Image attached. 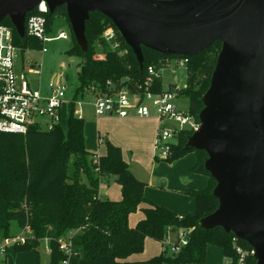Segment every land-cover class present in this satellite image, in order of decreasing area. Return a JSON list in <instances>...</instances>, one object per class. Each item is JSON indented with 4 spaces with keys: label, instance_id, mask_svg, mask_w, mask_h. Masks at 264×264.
I'll list each match as a JSON object with an SVG mask.
<instances>
[{
    "label": "trees",
    "instance_id": "16d2710c",
    "mask_svg": "<svg viewBox=\"0 0 264 264\" xmlns=\"http://www.w3.org/2000/svg\"><path fill=\"white\" fill-rule=\"evenodd\" d=\"M33 15L45 17L49 36L56 18H64L69 24L73 46L68 54L81 59L75 100L111 96L122 89L143 95L148 89L149 67L160 71L167 59L175 57L143 48L141 67L117 28L101 13L91 14L86 23V51L72 33L65 6L46 14L35 10L27 18ZM4 24L13 29L21 55L44 47L28 35L20 38L9 18ZM109 29L115 32L110 41L105 36ZM221 49L222 43L215 42L197 56L184 57L189 60L187 85L179 90L178 99L188 100V113L197 124ZM175 87L170 85L169 89ZM150 90L155 94L166 90L162 77L153 78ZM73 110L74 105L65 127L59 124L52 131L31 127L26 135L0 132V245L29 228L25 241L16 243L13 249L18 253L35 251L38 264L39 251L46 241L47 264L63 263L66 257L60 251L61 239L72 242L70 264H204L210 245L221 248L225 257L236 264L235 236L222 228L201 227V220L218 209L219 201L213 195L216 182L205 169L206 152L186 148L193 130L179 132L170 156L162 160L171 164L194 153L196 163L190 171L209 179L205 189L190 192L194 214L179 215L145 196L146 184L132 173L120 147L106 140V153L95 163L96 156L86 148L85 120L75 117ZM108 178L121 187L120 201L100 197V185ZM139 210L144 218L132 228L129 218ZM181 231H190V235L188 245L179 253L161 252L143 262L129 260L145 251L147 239L162 245L168 236L178 238ZM239 244L253 251L246 242L239 240ZM248 264H256L255 258L250 257Z\"/></svg>",
    "mask_w": 264,
    "mask_h": 264
},
{
    "label": "water",
    "instance_id": "95a60500",
    "mask_svg": "<svg viewBox=\"0 0 264 264\" xmlns=\"http://www.w3.org/2000/svg\"><path fill=\"white\" fill-rule=\"evenodd\" d=\"M42 3L51 13L66 7L83 51L86 23L101 13L141 67L143 48L192 57L222 43L200 126L186 145L206 152L205 169L216 182L219 207L201 227L233 234L264 264V0H0V23L9 18L24 38L28 14Z\"/></svg>",
    "mask_w": 264,
    "mask_h": 264
},
{
    "label": "built area",
    "instance_id": "2783aa9c",
    "mask_svg": "<svg viewBox=\"0 0 264 264\" xmlns=\"http://www.w3.org/2000/svg\"><path fill=\"white\" fill-rule=\"evenodd\" d=\"M46 14L49 12L45 3L40 4L37 9ZM38 40L44 47L42 53L48 52L47 44L53 40L66 39L67 35L61 32L58 37L51 38L46 31V19L43 15H33L27 18L25 25V36ZM107 40L115 38L113 29L105 34ZM21 55L20 48L15 44L13 29L0 23V132L6 134L26 135L31 127H39L44 131H52L57 125L62 124L66 110L68 118L73 114L80 120H84V108H93L97 118L104 116L119 117L122 119L130 117L155 118L159 122L155 150L159 160H166L170 156L172 145L176 143V137L183 130H198L200 124L188 113L182 111L178 105V93L181 88L176 86L173 90L169 87L160 94L153 93V78L162 77L163 70L169 67H186L188 58L172 57L164 63V68L156 71L149 67L147 79V90L141 95L131 93L122 89L114 95H99L87 100H75L74 96L68 99L67 75L61 73L49 83L47 93L35 88L27 76L17 68V61ZM23 69V68H22ZM23 71V70H22ZM34 73H39L34 70ZM98 163V157H95ZM183 217L180 216V219ZM30 229L26 228L21 234L5 241L0 245V255L5 256L9 246L23 243ZM190 231H181L174 241L171 236L162 243V252L177 254L188 245ZM234 249L237 255L236 264H248L250 257H254V250L249 251L239 244V239L234 237ZM60 251L66 259L62 264H70L74 255L71 240L61 239L59 241ZM230 262V261H229ZM230 264H232L230 262Z\"/></svg>",
    "mask_w": 264,
    "mask_h": 264
},
{
    "label": "rangeland",
    "instance_id": "374dc122",
    "mask_svg": "<svg viewBox=\"0 0 264 264\" xmlns=\"http://www.w3.org/2000/svg\"><path fill=\"white\" fill-rule=\"evenodd\" d=\"M61 32L67 35L66 39L53 40L48 43L46 45L48 52L45 54H43L41 50L26 51L24 55L19 56L17 68L27 76L28 80L35 88L41 89L43 93L49 91V83L54 80L57 75L61 73L67 75V97L71 99L78 87L77 74L80 70L81 59L69 56L68 51L73 46L70 36V27L64 18L59 17L56 18L53 23L50 37L56 38ZM34 70H38L39 73H34ZM162 80L164 88L170 85L185 88L187 85L186 67L165 68L162 73ZM177 105L182 111H188L189 109V102L186 98L178 99ZM66 119L67 118L64 116L62 121L64 127L66 125ZM87 120L86 118V121ZM98 142L101 143L102 140ZM100 147L103 148L104 145L102 144ZM159 153V151L155 150L153 156L159 155ZM150 157H148V159H152L154 164L157 165L156 171H152L145 163H131L132 170L135 173L138 172L139 176H141L138 178H142L147 184L145 193L148 192L151 199L164 207H174L176 210L184 211L189 205H193L195 210L194 199L190 195V192L202 187L206 188L209 181L207 176L195 174L190 171L192 167L190 164L196 160V155L191 153L171 164ZM127 158L130 160L129 153ZM184 180H189L190 183L185 184ZM163 182H165L164 186L162 185ZM140 212L139 210L137 213ZM176 239V236H173V240L175 241ZM151 241L150 245L155 251L152 254H158L160 251L162 252L160 244L154 240ZM47 244L46 241L43 248L39 251L41 264H47L49 262V249ZM0 264H38L37 254L35 251L18 253L13 249V246H9L6 255H0Z\"/></svg>",
    "mask_w": 264,
    "mask_h": 264
},
{
    "label": "crops",
    "instance_id": "0c3cea01",
    "mask_svg": "<svg viewBox=\"0 0 264 264\" xmlns=\"http://www.w3.org/2000/svg\"><path fill=\"white\" fill-rule=\"evenodd\" d=\"M67 111L68 109L66 110L64 115L67 118L66 121L68 120V116L66 115ZM84 112L86 148L90 153L94 154L97 157L105 155L106 149L104 142L108 140L112 144L122 149L124 160L129 164L132 173L137 178L141 176H139L138 172L135 173L132 170L131 163H145V165L148 166L152 171L157 170V165L154 164V161L152 159H148V157L151 156L153 157V159L158 160L155 156H153L159 128V122L157 121V119L138 117L122 119L113 116H104L97 118L94 114L93 108L90 106H86L84 108ZM86 118L88 119L87 121ZM100 140H102L101 143L98 142ZM102 144L104 145L103 148L100 147ZM128 153L130 155V160L127 158ZM195 163L196 160H194L190 164V166L192 165L193 167ZM139 180L145 183L142 178ZM184 183L189 184L190 181L184 180ZM203 189L205 188L202 187L195 190ZM99 195L104 199H109L111 201H120L122 199L121 187L114 181V179H105L100 185ZM145 196L149 200L158 204L157 202H155V200L149 197L148 192L145 193ZM158 205L162 206L160 204ZM167 209L172 210L179 215H192L195 212L193 205H189L184 211L176 210L174 207H170ZM143 218L144 214L142 213V211L140 213L132 214L129 218L130 227H136L138 222ZM150 242H152L151 239H147L145 243V251L142 254L132 256L129 260L132 262H143L160 255L161 251L158 254H152L155 251L151 247ZM204 264H230V262L225 257L224 252L221 248L210 245L207 249V258Z\"/></svg>",
    "mask_w": 264,
    "mask_h": 264
}]
</instances>
